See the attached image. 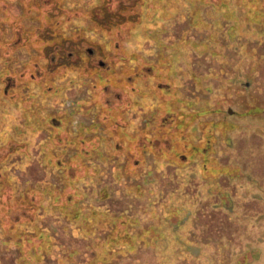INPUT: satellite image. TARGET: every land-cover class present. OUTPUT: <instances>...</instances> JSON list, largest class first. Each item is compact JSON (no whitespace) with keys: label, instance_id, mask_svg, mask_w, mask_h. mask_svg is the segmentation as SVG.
<instances>
[{"label":"rangeland","instance_id":"rangeland-1","mask_svg":"<svg viewBox=\"0 0 264 264\" xmlns=\"http://www.w3.org/2000/svg\"><path fill=\"white\" fill-rule=\"evenodd\" d=\"M58 2L65 14L54 21L58 25L55 30L66 35L76 32L77 42L84 38L92 43L88 49L102 47L98 62L107 66L106 72L100 81L94 71L84 70L74 62L75 66L61 67L49 74L48 80L42 78L35 70L37 59L25 66L30 57H37V51L32 46L15 48L10 43L18 27L29 31L39 24L36 13L27 12L19 0H0V200L6 197L27 200L28 193L35 205L33 222L20 220L11 228L0 225V264H222L225 260L228 264H264V180L262 189L257 191L247 180H238L235 172L240 168L224 170L222 174L226 178L220 179L224 186L218 182L213 186L230 197L237 195V198L231 197L234 209L226 211L212 206L211 211L220 214L209 217V200V209L201 222L204 234L197 235L194 230L198 243L187 245L189 251L173 238H182L186 227L192 228V223L195 224L199 209L207 203L199 195L209 194V186L195 165H171L173 156L160 153L155 157L142 143L136 151L132 149L137 122H150L155 119L149 118L150 115L162 113L164 96L161 92L159 96H149L147 92L156 82L158 91L162 87L167 90L170 87L167 83L174 84L172 99L173 95L197 96L222 104L224 98H230L225 90L226 82L210 75L202 82L210 86L211 95L194 90L193 74L220 76L221 72L225 73V67L234 66L232 58H238L240 53L224 44L225 37L233 34L234 29L237 46L245 47L251 71L255 73L256 86L251 94L255 88L261 89L260 95L264 98V57H256L264 54V0H142L132 12L134 19H140L139 23L119 32L114 29V33L101 29L90 17L91 8L99 0ZM142 70L152 72L154 78L142 76ZM176 103L172 104L174 109ZM177 107L190 110L179 103ZM258 111L261 118L264 104L253 103L242 109L246 115L241 122L253 121L254 126L242 127L239 129L242 134L236 132L234 141L239 138L243 142L247 137L250 140L244 144L245 150H240L242 161L237 158L233 163L251 162L252 166L259 163L262 169L264 146L259 145L260 138L254 127L264 126V120L250 116ZM53 115L62 120L71 115L65 126L71 136L76 135V128L87 129L95 123L94 130L103 140L100 153L95 151L92 158L76 168L75 174L65 172L66 161L60 167L44 165L42 144L49 140L51 129L41 127L39 121ZM100 116L106 122H101ZM109 118L119 121L120 126L114 132L110 130L113 125ZM122 126L126 127V133ZM92 135L93 132H86L90 140H94ZM220 141L219 138L218 146ZM119 144L117 151L115 147ZM76 149L73 145L66 147L63 142L52 148L56 154L64 150L63 158ZM198 161L199 155H196L194 162ZM87 164L96 170L86 167ZM256 167H250L251 174L263 177L264 173ZM66 182L65 193L71 196L68 205L63 204L62 191L53 190V187L61 189ZM35 185L36 190L52 187L53 195L40 190L30 192ZM201 197L204 199L199 204ZM51 203L57 207L66 205V209L60 212ZM88 210H94L88 221L79 217ZM184 213L187 221L178 231L168 227L151 234L150 227L147 229L155 241L167 240L171 245H140L138 254L127 248L121 255L118 248L122 245H105V242L129 245V239L142 242L143 239L133 235L135 232L140 233L148 225L157 229L165 217ZM216 218L223 220L216 221ZM209 221L218 226H211ZM212 228L221 231L210 235ZM147 233L145 236L149 239ZM210 236L216 238V243L210 244ZM184 241L194 242L187 233ZM134 257L138 259L133 260Z\"/></svg>","mask_w":264,"mask_h":264},{"label":"flooded vegetation","instance_id":"flooded-vegetation-1","mask_svg":"<svg viewBox=\"0 0 264 264\" xmlns=\"http://www.w3.org/2000/svg\"><path fill=\"white\" fill-rule=\"evenodd\" d=\"M259 22L261 21L258 20V23ZM235 33L236 30L234 29L233 34H228V37H225L226 39L224 42L227 47L229 46L236 50L237 52L235 53H240V56L236 55L239 56L238 58H232L234 62L233 67L223 66L225 67L226 71L224 74L221 72L220 76L207 73L204 76L193 74V82L195 84L194 90H199L204 95H211L213 92L208 88L210 86L204 85L205 83H203L202 80L208 78L209 75L216 78L217 80L223 79V81L226 82L225 90L230 94L229 99H223L225 103L223 102L222 104H213L214 102H211L209 99L203 97L198 98L197 96H195V98H183L177 95H173L174 99H172L171 96L174 90V84H172L171 82L167 83L170 86L167 90H165V87H162V89L158 91L160 87L158 84H156V82L155 86L151 87V90L147 92L149 96H159L160 92L164 96L165 99H161L162 113L150 115L149 118L155 117V119L151 120L150 122L146 120H143L139 123L137 122L138 127L135 129L134 135H132L134 139V145L132 146V149H134V151H136L137 146L142 143L143 148H145L150 152V154H153L155 157V154L160 153H162V155L165 154L170 157L173 156L174 161L170 163L171 165H174L176 167L195 165V169H198L200 171L204 182L209 186V194L199 195L204 196L205 200H207V203L203 207H201L203 208L202 210L201 208L199 209V215L197 217V220L195 221V224L192 223V228H190L189 225L186 227V232H183L182 238H173L178 241L177 244L186 245V250H189L187 249L189 248L187 247V245H197L198 243L196 241L197 238L194 237L195 229V233L197 235L204 234L201 222L204 220V217H206V212L209 209V200H211L210 211L208 212L209 217H215L216 215L220 214L219 212H212V206H214L215 208L220 207L221 209L226 211H231L234 209L232 198H237V195L231 194V198L228 194H223V192L216 191L215 187L213 186L216 182L220 183L221 186H224V184L220 180L221 178H226L224 174H222L224 170L232 171L235 170L236 167H238L241 169L237 173L235 172L238 180H240L241 182H243V180H247L248 184L257 191L262 189L261 182L264 180V176L260 177L259 174L257 176H253L251 174L253 172V169L251 170L250 167L258 166L256 168L264 173V165H262L263 168L261 169V165L259 163H256V165L253 166L251 162H244L245 164L242 165L233 163L234 160H237V158H241L240 150H245L243 146L247 145V141L250 140V138L247 137L243 140V142H241V139L239 138L234 141L236 132L242 134L239 129H242V127H248L251 129L254 126L253 121L250 124L245 122L244 120V122H241L242 117L246 115V113H242V109H245L249 104L253 103L264 104L263 94L260 95V93L263 92L261 89L258 90L257 88H255L253 95L251 94L252 88L256 86V82L254 80L255 73L251 71L252 66L250 64V58L247 56V52L244 51L246 50L245 47L240 49L237 46ZM225 45H223L224 48ZM262 55L264 54H259L256 57L258 59H263L264 56ZM99 64L103 65V62L99 61ZM246 68L250 69L246 70ZM188 69L190 68L188 67ZM141 73L142 76L147 75V77L154 78L153 73L150 71L142 70ZM173 73H175V70L172 69V74ZM135 75H138V73H135ZM175 75L176 77H178L177 74ZM168 96H170L171 98L166 99V97ZM174 101H177V103L183 105L187 109L190 108V110L184 111V109H179L177 107V103L176 109H174V107H172ZM259 114L260 113L258 111V113L250 114V116L252 118H260ZM67 118L68 122H66L68 125L71 115H67L66 119ZM260 119L264 120V113L261 114ZM61 120L62 118L60 119V121ZM55 123L59 125L57 121H55ZM144 123L148 124L144 125ZM188 126H190V129L186 131V128H188ZM74 127L76 128V126ZM254 129V131L256 132L255 134H257V138H260L259 145L264 146V126L257 127L256 124ZM74 131L75 133H80V129L76 128ZM62 132L66 133V131ZM160 132L163 133L160 134ZM187 132H190L193 136H195L196 140L193 141L192 136ZM149 134L153 135L150 136ZM141 137H144V140L140 142ZM219 138L221 140V146L217 145ZM84 149L85 148L82 147V150ZM188 152L190 153V157H188ZM196 155H199L198 162H194V157ZM88 159L89 157L87 156L83 161L85 162V160ZM240 160L242 161V159ZM243 165L246 166V169L242 168ZM248 168L250 172H247ZM252 196L253 195H250V197ZM204 198L201 197L199 199V204L203 201ZM164 219V223L162 222V224L157 229H152L151 226L148 225L147 227H143V229L140 230V233L135 232V234H133L135 237L143 239L142 242L137 243L129 239V245H126L122 242H105V245H122L121 248H118L120 255L124 254L127 248H129L131 252L138 254L140 251V245H171L172 243L167 242V240H165V242L155 241L156 238H152L151 234H158L162 232L161 230L165 229L168 230V227H170L172 230L178 231L179 228L184 225L187 219L185 218V213L177 217H165ZM189 219L190 217L188 218V221ZM215 220H223V218H216ZM210 224L211 226H218L217 224H213L211 222ZM148 227H150V235L147 233ZM220 231V228L213 229L210 235L216 234ZM146 233L150 240L145 236ZM186 233L189 238H192L194 240V242L191 243L190 241H184V239H186ZM210 238L212 239V242H210L211 245L216 243V238L214 236H210ZM161 239H166V237L161 236ZM134 243L138 245H133ZM221 249L225 250V248ZM221 249L219 248L220 251ZM245 254H247V252ZM137 259L138 257L133 258V260ZM222 264H228V260L223 261Z\"/></svg>","mask_w":264,"mask_h":264},{"label":"trees","instance_id":"trees-1","mask_svg":"<svg viewBox=\"0 0 264 264\" xmlns=\"http://www.w3.org/2000/svg\"><path fill=\"white\" fill-rule=\"evenodd\" d=\"M134 1L135 0H99V3L91 8L90 17L96 21L95 24L100 26L101 29H107L109 32L112 31L113 33L115 32L114 29H116L117 32H119L121 29L126 28V26L137 24L140 21V19L138 20V17L134 19L135 16L132 15V12L134 11V6L142 3V0H139L137 4L136 2L134 3ZM19 2L24 6V8H26L27 12H35L39 21V24L32 27L29 31L22 27H18L16 33L14 32L15 38L10 41V43L14 44L15 48L32 46L37 51V57L35 58L33 56L34 59L30 57V61H26L25 66L30 65L31 62L33 64V61L36 62L35 59H37L39 62L37 61L35 64L37 67L35 69L36 72L40 73L42 78L48 80L50 78L49 74H54V72L58 71L61 67H71L72 64L75 66L74 62H77L78 67L83 68L84 70L88 69V71H94L98 79L103 81L107 66H102L98 62L101 54L103 53L102 47L98 46V49L96 50L90 48L88 49L92 43L84 38L77 42V40L74 38V35H77L76 32L73 35H66L60 32L59 29L55 30L56 26L58 25H56L54 21L57 22L59 18L65 14L64 9H61L58 0H19ZM151 5H155V3H151ZM81 54H85V56L82 57ZM100 117L101 122H106L103 116ZM60 119L61 117L56 118L53 115L50 117H44L41 119V121H39V125H42L41 127H49L51 129L49 140L42 144V146L45 147L44 165L60 167L66 161L64 170L68 175H71L72 173L75 174L76 168L85 164L83 160L87 156L92 158L95 151L100 153L99 145H101L103 140L101 136L97 135L96 131L94 130L96 128L95 123L91 124V126L87 129H80V133H76L75 136H71L69 132H62L67 131L65 126H67L68 119L64 118L61 121ZM109 119L111 120L109 122H112L113 125L110 130H113L114 132L119 125V121L112 120L111 118ZM54 120L57 121L59 125H57ZM122 127L123 132L126 133V127ZM87 131L93 132L91 138L94 140H90L89 137L86 136ZM62 133H65V135H60ZM96 137L97 140L95 141ZM89 140L90 144H88ZM62 142L66 147L73 145L77 148L76 151L65 158H63V155L65 154L64 150L56 154L52 148L54 145L58 143L60 144ZM82 147L85 149L82 150ZM115 149L117 151L120 150V144L117 145ZM53 162L54 164H52ZM85 166L91 167L94 169V171L96 170L91 165L87 164ZM67 185L68 183L66 182L61 189L53 187V190L55 189L58 193L60 190L62 191L64 197L63 204L66 205L69 204L67 202L71 198V196L65 193ZM35 188L36 185L34 186V190L31 189L30 192H39L40 189L36 190ZM53 190L52 187L50 188L47 186L41 188L40 192L43 194L49 193L52 196ZM26 195L27 200H16L10 197L0 200V225H5L7 226L6 228H11L15 222L20 220L28 222L34 221L33 208L35 210V205L33 198L31 194L27 193ZM76 203L78 204V200ZM51 204L55 206V208H57L60 212L66 209V205L62 204L63 206L61 205L60 207H57L53 203ZM86 212L80 213L79 217H84V219L88 221L89 215L92 214L94 210H88ZM115 217L116 216H114V218ZM109 220L110 219H107L105 221L110 222Z\"/></svg>","mask_w":264,"mask_h":264}]
</instances>
